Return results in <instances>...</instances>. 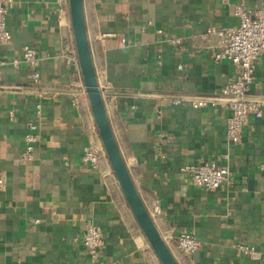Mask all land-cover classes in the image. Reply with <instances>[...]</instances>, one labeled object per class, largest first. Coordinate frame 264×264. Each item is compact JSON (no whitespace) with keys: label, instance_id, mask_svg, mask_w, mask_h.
Wrapping results in <instances>:
<instances>
[{"label":"crops","instance_id":"crops-1","mask_svg":"<svg viewBox=\"0 0 264 264\" xmlns=\"http://www.w3.org/2000/svg\"><path fill=\"white\" fill-rule=\"evenodd\" d=\"M8 1L0 47V264H161L104 153L79 66L64 56L75 49L67 0ZM236 5L264 12V0H82L116 143L179 264H258L238 243L254 246L264 264V51L247 96L262 104V115H250L232 142L224 105L231 97L221 88L241 68L217 61L220 38L206 33L236 25ZM24 46L36 51L38 84L28 63L12 62ZM30 122L37 141L27 161L20 154ZM87 145L100 153L97 166L81 159ZM206 160L226 167L232 182L215 190L195 185L184 167ZM87 223L102 232L94 257L82 243ZM181 232L201 242L191 255L176 244Z\"/></svg>","mask_w":264,"mask_h":264},{"label":"built area","instance_id":"built-area-1","mask_svg":"<svg viewBox=\"0 0 264 264\" xmlns=\"http://www.w3.org/2000/svg\"><path fill=\"white\" fill-rule=\"evenodd\" d=\"M10 7L8 0H0V47L4 44L8 37V29L6 25V15ZM235 15L238 18L236 25L227 27L222 30H213L208 28L206 33L215 34L220 38L219 49L215 53V59L227 60L233 64L240 66V72L235 79L227 82L221 88V94L235 98L225 102L224 105L229 110V116L226 121V137L232 142H238L241 136V129L246 124L248 117L254 115L259 117L262 115V104L247 99L249 88L252 83L255 71V63L258 56L264 51V12L259 11L254 14L251 10L245 9L240 5L235 6ZM161 31L160 29L158 30ZM172 41H176L173 39ZM67 63L78 64L75 49H70L64 55ZM20 61L28 63L32 68L31 76L35 84L39 83V72L36 69L37 56L35 49L24 46L19 59H13V63ZM4 61L0 59V65ZM83 89V86L81 87ZM176 102H179L178 100ZM206 100H193L192 105H205ZM219 103L218 101L211 102ZM40 103L36 104V114L40 113ZM30 132L24 135L25 146L20 157L24 160L31 161L34 157V147L37 141V135L33 132L36 128L34 122L29 123ZM100 153L91 146H84L81 153V159L89 162L93 166H97ZM187 170L195 185L208 190L217 189L222 183H231L233 176L229 170L212 160H206L200 163L186 165ZM0 184L3 179L0 178ZM156 212L159 209L156 208ZM36 221H38L36 219ZM179 249L186 255H191L199 249L201 242L192 232H181L174 237ZM102 232L97 224L87 223L82 236V243L88 253L94 257L97 249L102 244ZM236 247L253 260L260 264V252L251 245L243 243L236 244Z\"/></svg>","mask_w":264,"mask_h":264},{"label":"water","instance_id":"water-1","mask_svg":"<svg viewBox=\"0 0 264 264\" xmlns=\"http://www.w3.org/2000/svg\"><path fill=\"white\" fill-rule=\"evenodd\" d=\"M67 3L84 92L92 112L104 153L115 175L117 184L142 234L157 256L159 262L161 264H179L144 205L116 143L106 113L102 91L98 85L93 66L82 0H67ZM234 99L235 98L231 97L230 100Z\"/></svg>","mask_w":264,"mask_h":264}]
</instances>
